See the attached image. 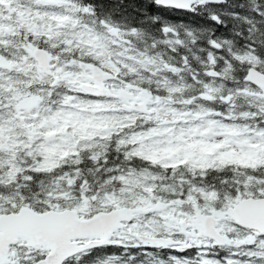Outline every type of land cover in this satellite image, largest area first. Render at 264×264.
Here are the masks:
<instances>
[{"label":"snow or ice","instance_id":"snow-or-ice-1","mask_svg":"<svg viewBox=\"0 0 264 264\" xmlns=\"http://www.w3.org/2000/svg\"><path fill=\"white\" fill-rule=\"evenodd\" d=\"M0 264H264V0H0Z\"/></svg>","mask_w":264,"mask_h":264}]
</instances>
